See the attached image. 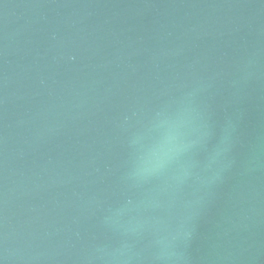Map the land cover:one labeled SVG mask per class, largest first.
Masks as SVG:
<instances>
[{
	"label": "water",
	"instance_id": "1",
	"mask_svg": "<svg viewBox=\"0 0 264 264\" xmlns=\"http://www.w3.org/2000/svg\"><path fill=\"white\" fill-rule=\"evenodd\" d=\"M0 264H264V0H0Z\"/></svg>",
	"mask_w": 264,
	"mask_h": 264
}]
</instances>
